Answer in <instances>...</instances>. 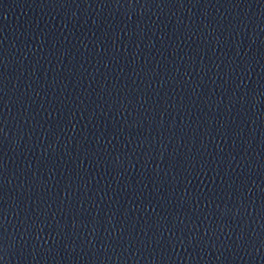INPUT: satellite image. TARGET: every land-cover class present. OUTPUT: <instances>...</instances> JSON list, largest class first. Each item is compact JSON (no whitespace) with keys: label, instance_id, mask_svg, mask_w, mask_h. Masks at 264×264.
I'll list each match as a JSON object with an SVG mask.
<instances>
[{"label":"water","instance_id":"95a60500","mask_svg":"<svg viewBox=\"0 0 264 264\" xmlns=\"http://www.w3.org/2000/svg\"><path fill=\"white\" fill-rule=\"evenodd\" d=\"M0 264H264V0H0Z\"/></svg>","mask_w":264,"mask_h":264}]
</instances>
